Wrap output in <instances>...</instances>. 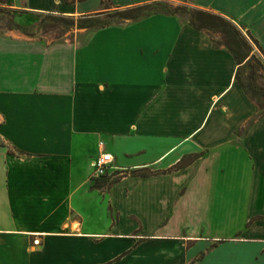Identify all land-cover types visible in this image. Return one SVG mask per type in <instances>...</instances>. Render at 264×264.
I'll list each match as a JSON object with an SVG mask.
<instances>
[{
  "label": "crops",
  "instance_id": "obj_1",
  "mask_svg": "<svg viewBox=\"0 0 264 264\" xmlns=\"http://www.w3.org/2000/svg\"><path fill=\"white\" fill-rule=\"evenodd\" d=\"M90 1L0 5L81 16L102 3ZM168 1L223 15L264 48V0ZM237 69L177 14L54 43L0 32V264H264V118L249 127ZM102 154L114 157L108 175L156 174L93 189ZM142 183L157 220L133 210L124 230L114 194Z\"/></svg>",
  "mask_w": 264,
  "mask_h": 264
},
{
  "label": "trees",
  "instance_id": "obj_2",
  "mask_svg": "<svg viewBox=\"0 0 264 264\" xmlns=\"http://www.w3.org/2000/svg\"><path fill=\"white\" fill-rule=\"evenodd\" d=\"M78 1L84 2L86 0ZM164 2L166 1L156 0L125 9L118 7L117 10L105 14L106 20L101 19L102 13L81 15L78 18L48 14V18L57 23H65L70 28L92 30L109 27L117 21H137L157 14L187 15V19L194 29L206 32L212 38L216 48L225 47L234 57L238 66L235 76L236 82L256 109L255 117L250 122L249 127L257 120L264 118V48L259 41L249 31L246 33L244 27L238 26L223 15L188 5H182L171 10L165 6ZM15 27L19 28V25ZM198 157L197 154L184 157L169 171L184 169L195 162ZM155 174L151 171L133 172L134 176L140 177H149ZM103 178L95 180L93 189H101L106 186V183L101 180ZM117 182L119 179L110 185Z\"/></svg>",
  "mask_w": 264,
  "mask_h": 264
},
{
  "label": "rangeland",
  "instance_id": "obj_3",
  "mask_svg": "<svg viewBox=\"0 0 264 264\" xmlns=\"http://www.w3.org/2000/svg\"><path fill=\"white\" fill-rule=\"evenodd\" d=\"M70 2V0H68ZM127 3L126 0H102L101 5L99 8L90 14H98L102 13L101 19L106 20L105 14L107 12H112L117 10L120 5L116 2ZM166 2L165 6L169 7L171 10H175L182 5L174 4L169 2L168 0H164ZM99 0H91L89 2V7L95 8L98 7ZM148 3V2H147ZM146 4V3H144ZM142 5V4H141ZM134 6V5H133ZM136 6V5H135ZM121 9H125L127 7H120ZM48 14H39V13H31L27 11H13L9 8H6L0 5V32L3 34H10L26 39V40H38L44 41L46 43H54V42H63V41H72L75 40L77 34L80 33L81 30L77 28H70L65 23H57L52 21L48 18ZM53 15H63L61 14H54ZM86 15V14H85ZM64 16H72V15H64ZM184 18H187V15H180ZM76 18L79 15L75 16ZM119 22V23H118ZM128 21H117L116 24L127 23ZM19 25L18 27H15ZM112 26V25H111ZM14 27V28H13ZM253 141H258L257 138L253 139ZM133 171H116V173L112 175H108L107 177L101 179L103 182L106 183V188H109L113 181L119 179H123L125 176H129ZM185 181L179 177L175 178L171 183V186L174 185H182ZM148 183L139 184L132 192L136 191L137 193L130 197L123 196V191H120L118 194H114V203L117 204L120 208L121 212V225L124 230L132 227V221L129 220L128 214L133 210H137L141 215L144 217L145 224L151 225L157 220V214L154 210L150 208V206L146 203L145 193L148 192L150 189ZM125 186H122L120 189H123ZM131 192V191H130ZM169 208V204L167 207L164 205V211H159V216L167 214ZM164 214H162V213ZM37 245V244H35Z\"/></svg>",
  "mask_w": 264,
  "mask_h": 264
},
{
  "label": "built area",
  "instance_id": "obj_4",
  "mask_svg": "<svg viewBox=\"0 0 264 264\" xmlns=\"http://www.w3.org/2000/svg\"><path fill=\"white\" fill-rule=\"evenodd\" d=\"M114 157L111 154H102L93 163V175L95 179L106 177L113 168ZM35 244H39L36 240Z\"/></svg>",
  "mask_w": 264,
  "mask_h": 264
}]
</instances>
